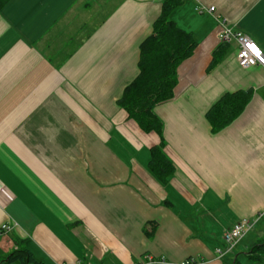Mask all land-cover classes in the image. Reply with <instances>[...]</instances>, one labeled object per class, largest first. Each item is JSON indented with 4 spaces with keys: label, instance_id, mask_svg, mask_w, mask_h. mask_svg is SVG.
<instances>
[{
    "label": "crops",
    "instance_id": "crops-1",
    "mask_svg": "<svg viewBox=\"0 0 264 264\" xmlns=\"http://www.w3.org/2000/svg\"><path fill=\"white\" fill-rule=\"evenodd\" d=\"M160 10L161 0H10L1 9L0 225L11 229L0 233V260L17 239L44 264H138L146 254L232 264L264 238L254 227L232 251H216L235 222L264 217V68L240 67L234 41L210 66L220 23L264 51V0H183L172 12L196 46L173 97L154 108L175 167L165 183L148 167L160 136L117 102ZM241 89L250 90L244 110L213 132L207 110Z\"/></svg>",
    "mask_w": 264,
    "mask_h": 264
},
{
    "label": "trees",
    "instance_id": "trees-1",
    "mask_svg": "<svg viewBox=\"0 0 264 264\" xmlns=\"http://www.w3.org/2000/svg\"><path fill=\"white\" fill-rule=\"evenodd\" d=\"M10 0H0V11ZM183 0H161V10L152 23L150 33L138 46V73L128 83L117 100L128 117L133 119L144 132H155L160 141L150 148L148 167L152 174L165 183L174 173L173 162L164 151L162 138L163 124L154 112L155 106L169 100L174 95L177 84V69L182 61L190 57L196 41L190 31L176 24L172 12ZM226 42H222L213 52L210 66L221 58ZM250 99V90H236L222 94L207 110L205 116L213 132L228 126L244 110ZM145 229L149 236L156 227L148 223ZM16 248L4 255L0 264H44L36 260L23 240H15ZM246 257L261 262L264 257V238L254 241L246 252ZM232 264H243L236 256Z\"/></svg>",
    "mask_w": 264,
    "mask_h": 264
},
{
    "label": "built area",
    "instance_id": "built-area-1",
    "mask_svg": "<svg viewBox=\"0 0 264 264\" xmlns=\"http://www.w3.org/2000/svg\"><path fill=\"white\" fill-rule=\"evenodd\" d=\"M204 7L199 5L197 10H201ZM208 12H212L214 7H209ZM216 20L218 21L217 17ZM221 31L219 33V41L231 43L235 42L237 44L236 50V61L240 67H251L255 65H260L264 68V51L263 49L245 32L241 30L234 29L232 27L226 26L222 23ZM253 45L257 48L259 55L253 53L248 47ZM262 217V214L257 216L247 218L243 217L237 222H235L230 228L226 229L223 233V240L225 242V247L217 248L216 251L218 254L223 255L226 252L232 251L238 241L249 231H251L258 220ZM11 229L9 223H3L0 225V233L7 232ZM74 264H84L81 261H77ZM95 264V263H90ZM138 264H170V262L165 257H157L150 254H146L144 258ZM175 264H203L202 261L198 260L195 257H188L183 259Z\"/></svg>",
    "mask_w": 264,
    "mask_h": 264
},
{
    "label": "rangeland",
    "instance_id": "rangeland-1",
    "mask_svg": "<svg viewBox=\"0 0 264 264\" xmlns=\"http://www.w3.org/2000/svg\"><path fill=\"white\" fill-rule=\"evenodd\" d=\"M256 226H254L255 228L253 230H257L258 228H263L264 227V217L263 219H261L257 224H255ZM253 231H250V233ZM263 239V238H262ZM257 241V240H256ZM255 241V242H256ZM240 260L243 264H264V257L262 258L261 262H254L252 260H249L246 256L244 255H240Z\"/></svg>",
    "mask_w": 264,
    "mask_h": 264
},
{
    "label": "snow or ice",
    "instance_id": "snow-or-ice-1",
    "mask_svg": "<svg viewBox=\"0 0 264 264\" xmlns=\"http://www.w3.org/2000/svg\"><path fill=\"white\" fill-rule=\"evenodd\" d=\"M248 47L251 49V51L253 53L259 55V52H258V50H257V48L255 46H253V45L250 44Z\"/></svg>",
    "mask_w": 264,
    "mask_h": 264
}]
</instances>
